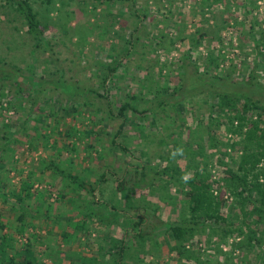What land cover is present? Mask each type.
Here are the masks:
<instances>
[{
	"label": "trees",
	"instance_id": "1",
	"mask_svg": "<svg viewBox=\"0 0 264 264\" xmlns=\"http://www.w3.org/2000/svg\"><path fill=\"white\" fill-rule=\"evenodd\" d=\"M4 1L9 3L19 15L24 30L34 38L33 47L41 46L42 49H48L47 55L53 62L55 58L49 51L50 44L44 34V25L37 19L30 0ZM96 1L102 4L118 3L120 5L124 1H130L125 7L130 14L139 20L145 19L147 15L145 10L136 11L131 7L133 0ZM220 1L222 0H203L198 4L207 11H213L216 3H222ZM236 1L223 0L227 7L235 4ZM244 1L250 2L249 7L245 6ZM239 2L244 14L257 9L256 0H239ZM217 9L221 10L220 7ZM251 18L253 22L249 24L248 30L239 31L240 35L236 32V25L241 23L240 20L232 19L230 22L229 18L222 17L219 28L235 32L238 53H243L241 50L245 47L244 40H249L255 55H262L264 12L260 18L256 16ZM257 23L258 27L254 30V25ZM181 24H178L180 30L183 29ZM207 26L208 24L195 28L188 33L190 45L179 54V57L157 62L156 73L159 74L164 69V73L159 74L158 77L166 76L171 71L175 81L172 84L166 81L147 82L144 83L146 84L144 91L140 89L131 91V88H127L120 89L121 92H114L112 88L119 90L116 84L117 71L123 70L126 65L124 60L133 58L132 55L138 51L141 58H144L145 42L139 40L135 23L124 36L122 48H117L115 43H112L109 47L116 48L115 53L111 52V48H107L104 57L97 61V66L94 67V75L97 76L94 85L82 83V80L78 78L65 83L60 77L61 69L57 67L53 68L57 76L44 80L42 77L44 70L40 75L30 74L19 65L11 64L0 56V99L5 102L3 109L11 110L12 113L8 116L20 114L23 109L25 110L22 121L9 117L1 124L2 127L8 128L0 131V138L3 139L0 143V169L3 168L2 153L5 150L10 151L9 160H12L13 155L19 152L15 145H9V141L15 142L14 137L24 136V141L31 147L38 145V135H42L46 140L44 143L50 146L49 154H52L47 158H42L39 154L37 159L40 161L44 159L45 164L39 168L31 163L28 164L16 188L10 191L14 200L10 204L13 209L9 212L14 224L11 219L1 217L5 210L0 207V264H47L42 261L39 254L37 255L40 250L27 239V236H24L25 241L21 246L13 242L16 233L22 234L25 228L34 225L33 217L45 216L53 205L49 196L55 189L54 181H47L46 186L42 188L33 187L34 181H45L42 171L69 177L72 183L75 182V185L79 187L86 186L82 178L58 166L59 160L67 157L62 153L63 151L54 147L57 142L56 136L45 131V128L50 126L45 120L53 116V110L58 112L59 109L68 110L71 113H82L80 117L70 118L73 121L77 120L78 127L71 124L69 128H64L61 133L65 135L70 133L68 130H71L73 135L79 132L91 135L98 131L94 129L95 125L105 126L110 120L116 118L119 121L113 130V136L125 134L122 130L125 124L135 119L141 154L147 159V162L135 167L136 173L145 180L146 185L151 187V193L162 197L164 190L172 186L174 187L172 199L180 200L176 219H158L157 222L150 220L146 223L148 229L138 225L135 232H132L131 237H137L140 253L128 251V246L122 238L118 242L114 241L110 245L112 250L104 252L113 254L114 250H117V258L113 264H138L141 253L147 251L145 250L148 247L147 241H155L158 235L163 237L167 250L172 252L176 261L185 255V258L192 259L193 264H210L211 258L205 254L202 256L201 251L197 248L194 250L192 246L197 244V238L203 235L206 245L214 248L218 253L222 251L220 242L231 237L228 250L223 252L224 263H220V260L216 258L212 264H264V80L255 69L259 66L257 56L252 59L248 71L240 75H236L232 68L225 71L219 68V61L223 60V52L220 49L225 46L220 38L222 33L220 30L217 32V40L212 42L209 49L210 52L213 51V47L217 44L216 54L206 55L201 67L192 61L189 57L191 50L200 45L199 43L207 34ZM159 36L160 34L157 33L150 36L153 46L150 45L152 47L147 48L149 52L155 51L154 45L159 42ZM211 36L210 39L214 35ZM136 43H139L142 48L137 50ZM234 51H236L235 48ZM141 68H144L143 78L147 79L150 74L148 69H145L141 63L134 62V70ZM259 68L264 74V68L262 66ZM49 82L53 88L60 87L61 91L65 92L63 102L59 96L51 93L52 87L46 86ZM2 88L5 89L2 90ZM147 93L151 95L147 96ZM194 95L201 96L208 103L204 112L206 115L203 118L200 112L194 111V124L186 126L183 119L179 118L175 112L176 110L178 112L182 105ZM110 96L113 99L110 100ZM1 100L0 110L2 109ZM44 103H47V106H43ZM158 111L166 117H170L171 114V121L177 122V125L172 124V129L169 131H160L156 140L157 143H164L163 155L154 151L155 155L165 159L162 164L150 160L146 147L149 146L153 137L150 136V130L144 127V121H142L149 114V123L159 127L158 116L155 114ZM131 114H135V117L130 116ZM55 115L57 118L62 117L61 114ZM40 120L43 121L41 125L38 124ZM29 121H31L30 124H28ZM55 132L60 133L59 130ZM75 147L72 141L65 149L71 151ZM120 148L125 150L122 146ZM178 158L182 159L180 164L177 163ZM211 169H215V172L211 173ZM5 184L6 182L0 179V196L3 199L6 197L2 189ZM87 185L86 189L91 195L94 186ZM124 189L129 190L126 187ZM117 190L121 193L123 190L119 181H117ZM63 193L58 192V197ZM125 197L126 206L141 205L132 204L128 196ZM93 201L91 198L88 200L89 203ZM26 215H28L27 218ZM85 215H87L86 212L81 213V220L76 221L74 227L78 229L82 227ZM140 222L141 220L137 221L138 224ZM66 233L62 230L59 239L64 240ZM242 254H245L244 258ZM81 262L97 264L96 253L86 258L81 257Z\"/></svg>",
	"mask_w": 264,
	"mask_h": 264
},
{
	"label": "rangeland",
	"instance_id": "2",
	"mask_svg": "<svg viewBox=\"0 0 264 264\" xmlns=\"http://www.w3.org/2000/svg\"><path fill=\"white\" fill-rule=\"evenodd\" d=\"M202 1L133 0V2L131 1L132 8L136 11L145 10L147 13L145 19L139 20L125 9L126 4H129L130 1H124L120 5L118 3L102 4L96 0H30L36 11L37 19L40 24L44 25V34L50 44L49 51L55 58L52 62L47 55L48 49H42L41 46L33 47L34 38L24 30L19 15L10 7L9 3L0 0V56L11 64L19 65L30 74L40 75L44 70V74H42L44 80L56 77L53 68L57 67L61 69L60 77L65 83L73 78H78L82 80V83L94 85L97 78L94 75V67L97 66V61L104 57L106 49L111 48L109 46L112 43H115L117 48H122L124 36L135 23L138 28L139 40L145 42L144 58H141L138 51L132 55L133 58L124 60L126 65L123 70L117 71L116 84L119 86V90L115 87L112 88L114 92H121L120 89L127 88H131V91L136 89L144 91L146 90L144 83L147 82L166 81L172 84L175 81L171 71L166 76L158 77L159 74L164 73V69L157 74L155 70L157 62L174 60L179 57V54L190 45L188 33L208 24L207 34L199 43L200 45L191 50L190 59L201 67L205 62L206 55L209 56L211 53L215 55L218 45L216 44L211 52L209 49L212 42L217 40V32L220 30L222 32L220 38L225 46L220 49L223 52V60L219 61V68L222 71L232 68L236 75H240L248 71L252 59L257 56L259 66L255 69L258 70L260 78L264 80L263 71L259 68L260 66L264 68V52L262 55H255L251 41L244 40L245 47L241 50L243 53H238V45L236 46L238 40L235 38V32L219 28L222 17L229 18L230 22L232 19H237L241 21L236 25V32L240 35L244 30H248L249 24L253 22L251 17L260 18L262 16L264 0H256L257 9H252L247 14L242 12L239 0L230 7H227L222 0L221 4L214 5L213 11L199 7L198 2ZM244 3L246 7H249L250 2L244 1ZM219 7L220 11L217 9ZM180 23L183 25L182 30L178 27ZM254 27L256 30L258 23ZM155 33L160 34V40L154 45L155 51L151 53L147 48L150 49L153 46L150 36ZM211 35L214 36L210 39ZM229 38L232 39L229 40ZM135 48L138 50L142 47L136 43ZM234 48L237 52L234 51ZM115 51L116 48H111L112 53ZM260 56L263 58L262 61ZM134 62H139L145 66V69H148L150 74L147 79L143 78L144 68L137 71L133 69ZM152 72H155L156 75ZM46 86L52 87L51 93L59 96L62 102L64 101L65 92L61 91L60 87L53 88L50 82ZM4 89L2 88V90ZM150 95L151 93H147V96ZM111 99L113 97L110 96ZM44 105L47 106V103ZM1 106L0 126L9 117L22 121L25 115L24 109L20 114L8 116L12 112L3 109L5 106L3 100H1ZM207 107L208 103L201 96L194 95L175 113L183 119L184 125L191 126L194 124V111L200 112L204 118ZM112 109L115 111L114 107ZM55 114H61L62 117L57 118ZM155 114L158 116L159 127L149 123V114L142 120L144 127L150 130V136L153 137L146 150L149 152L151 162L157 161L162 164L165 159H162L160 155H155L154 151L163 155L165 147L164 143H157L156 140L160 131H169L172 129V124L177 125V122L171 121V114L170 117H166L161 111ZM52 115L45 120L46 124L50 125L45 128V131L56 136L57 142L54 147L63 151L62 153L67 157L59 160L57 164L60 168L82 178L86 186L85 188L79 187L75 185V182L72 183L69 177L42 171L45 181H34L33 187L42 188L46 186L47 181H54L55 189L49 196L53 205L45 216L33 217L34 225L25 228L22 234L16 233L13 242L15 245L21 246L25 241L24 236H27V239L40 250L37 255L39 254L42 261L47 264H83L81 257L86 258L94 253H96L97 264H113L117 258V250L113 249L115 251L113 254L104 252L112 250L110 245L114 241H120V238L128 246V251L140 253L137 237L132 238V232H135L138 225L148 229L146 223L150 220L157 222L158 219H176L180 200L172 199L174 190L172 186L170 189L164 190L162 197L151 193V187L146 185L145 180L136 173L135 167L147 162L146 156L141 154V145L138 143L136 120L132 119L125 124L122 129L125 134L120 133L116 136H113V130L119 121L117 118L110 120L105 126L95 125L94 129L96 128L98 131L95 130L96 132L91 135L80 132L73 135L71 130H68L70 133L65 135L61 133L64 128H69L71 124L78 127L77 120L73 121L70 118L80 117L82 113H71L68 110L59 109L58 112L53 110ZM130 116L134 118L135 114ZM53 117L56 118L53 119ZM42 122L40 120L38 124L41 125ZM30 123L31 121L28 124ZM162 123L166 125L162 126ZM7 128L1 126L0 131L7 130ZM55 130H59L60 133H56ZM23 138L24 136L14 137L15 142L9 141V145H15L16 150L19 151L17 155H13L12 160H9L10 151L5 150L2 153L3 168L0 169V179L6 182L2 187L6 197L3 199L0 196V207L5 210L1 217L7 220H12L9 210L13 209L10 204L14 197L10 191L16 188L18 180L24 174L28 164L31 163L39 168L46 162L44 159L42 161L37 159L39 154L42 158L52 156L49 154L50 146L44 143L46 140L42 135H38V145L31 147ZM72 141L76 146L75 149L71 151L65 149ZM1 142H3L2 138H0ZM121 146L125 150H121ZM181 160L178 158L177 163L180 164ZM210 172L214 173L215 169H211ZM117 181L122 186V193L117 190ZM87 184L94 186L91 195L86 189ZM58 192L64 193L58 197ZM125 196H128L129 202L131 201L132 204L141 205L126 206L124 204ZM89 198L94 201L89 203ZM82 212H86L87 215L83 219L82 227L78 229L74 227V223L81 220ZM142 217L143 219H141ZM140 220L141 222L138 224L137 221ZM12 224H14V220H12ZM62 230L67 232L64 240L59 239ZM154 240L147 241L148 247L145 249L147 251L141 253L138 264H163L165 262L167 264H193L192 259L185 258V255L176 261L172 252L167 250L163 237L158 235ZM230 242L231 237L220 242L219 246L222 251L218 253L214 248L206 245L205 238L201 235L197 238V244H192V246L194 250L197 248L201 251L202 256L208 255L211 258L210 264L214 263L216 258L220 260V263H224L223 252L228 250ZM234 251L237 252L235 249ZM242 256L244 258L245 254Z\"/></svg>",
	"mask_w": 264,
	"mask_h": 264
}]
</instances>
